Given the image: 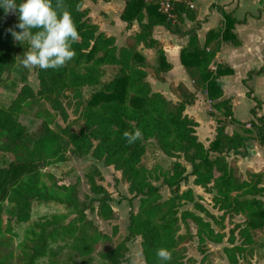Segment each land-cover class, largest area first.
<instances>
[{
    "label": "trees",
    "instance_id": "1",
    "mask_svg": "<svg viewBox=\"0 0 264 264\" xmlns=\"http://www.w3.org/2000/svg\"><path fill=\"white\" fill-rule=\"evenodd\" d=\"M52 2L56 7L57 0ZM59 3L62 10L71 13L80 39L72 44L75 55L65 66L56 70L36 69L39 85L36 92L27 83L29 69L20 65L24 50H28L27 43L23 46L13 39L9 31L12 28L5 19L7 13L0 8V88L10 75H15L20 83L13 97L0 96V156L5 160L0 166V264H122L127 247L126 240H113L117 228L112 227V235L100 232L87 217V211H94L93 204L86 205L79 200V180L62 184L55 177L56 171L61 178L69 175V154L83 156L90 152L105 165H112L128 183L129 191L139 197L137 211L128 216L127 239L140 237L145 264H160L156 256L159 248L171 252V259L165 264H191L193 259L186 257L185 247L190 236L179 233L180 223L187 226V220L197 226L201 246L205 238L215 241L222 238L202 216L180 210L186 202H191L196 210L222 226L195 201L191 188L181 189L188 177H192V184L213 194V206L222 211L221 217L244 215L240 231L246 238L251 230L264 229V206L257 198L264 190L262 173L248 170L250 179H243L235 161L228 160L229 152L236 154L244 148L247 138L239 133L230 136L224 133L226 122L242 129L245 125L233 117L230 100L221 98L223 82L220 78L233 71L225 64L213 62L222 42L238 43L232 31L235 23L232 16L221 11V25L218 30L206 33L204 47H199L195 29L189 30L188 43L180 50V62L193 86L205 93L210 108L220 116L215 117L214 111H208L215 120V135L205 147L196 136L197 122L184 113L185 106L194 102V95L181 85L177 86L183 94L178 102L153 92L146 81V63L138 47L143 43L155 50L157 74L167 70L169 65L158 42L151 37L150 29L162 25L173 33L179 32L178 24L183 16L193 19L191 7L178 3L172 22L154 5L142 0H125L121 19L127 24L136 19L140 31L127 39L125 47L117 48L114 38L99 32L97 25L91 22L82 0H59ZM15 14L18 16V12ZM212 63L214 70L210 68ZM110 67L115 68V74L104 81L105 70ZM261 72V69L249 72L248 79ZM87 87L96 90L79 107L80 129L75 132L69 126L61 128L50 109H59L57 98L65 92L81 97V90ZM250 93L248 88L247 95ZM24 108L34 110L40 119L32 132L19 121ZM249 125L251 129H243L244 133L255 130L264 146V117ZM136 128L141 130L142 136L128 144L123 133ZM149 140L155 142L165 157L176 159L169 169L158 171L169 190L166 198L162 197L161 187L152 183L159 179L154 169L141 163ZM180 158L188 163L189 171ZM84 177L95 196L96 214L103 220L112 219L114 212L109 205V194L97 183L101 178L97 167L86 166ZM34 201L60 204L66 212L33 218ZM4 203L5 213L23 224L18 243L14 241L12 228L3 227ZM239 248L234 245L224 250L231 253ZM200 251L205 257L211 255L204 247H200ZM208 264L214 263L208 261Z\"/></svg>",
    "mask_w": 264,
    "mask_h": 264
},
{
    "label": "crops",
    "instance_id": "2",
    "mask_svg": "<svg viewBox=\"0 0 264 264\" xmlns=\"http://www.w3.org/2000/svg\"><path fill=\"white\" fill-rule=\"evenodd\" d=\"M189 2L194 11L193 19L183 16L178 24L179 32L173 33L162 25H154L150 29L151 37L158 42L169 65L167 70L157 74L154 70L157 61L155 50L143 43L138 47L146 63V81L153 92H159L167 100L178 102L183 94L177 86L181 85L194 95V102L185 106L184 113L197 122V138L207 147L215 135V120L208 114L210 108L205 93L193 86L190 75L180 62V50L188 43L186 33L195 29L198 45L204 47L206 33L218 30L221 25V11L230 14L235 20L232 31L238 43L222 42L213 62L225 64L232 69V74L220 78L223 82L221 98L230 100L233 117L245 124L244 130L249 129V122H257L259 117H264V0ZM82 7L88 10L90 20L97 25L99 32L114 38L117 48L125 47L127 39L140 31V24L136 19L129 24L121 19L125 0H82ZM142 22H145V18ZM210 68L214 70L213 63ZM259 69L262 70L261 73L248 79L249 72ZM248 88L251 89L250 95H247ZM200 111L203 112L202 118ZM216 114L219 118V113ZM243 129L228 122L224 124L226 135L239 133L247 137L244 148L239 149L236 154L229 152L230 160L235 161L240 172H261L264 180V146L254 132L244 133Z\"/></svg>",
    "mask_w": 264,
    "mask_h": 264
},
{
    "label": "rangeland",
    "instance_id": "3",
    "mask_svg": "<svg viewBox=\"0 0 264 264\" xmlns=\"http://www.w3.org/2000/svg\"><path fill=\"white\" fill-rule=\"evenodd\" d=\"M6 21L9 26L16 31H20L15 28V25L19 22L18 16L15 11L10 10L6 14ZM26 43V42H25ZM28 47V45H27ZM115 74V68H106L103 80L107 81ZM27 83L36 92L39 88L38 80L36 76V69L29 68L27 75ZM20 83L15 75H10L6 78L4 86L0 88V96L13 97L19 90ZM96 90V88L87 87L81 90L82 96L77 97L73 93L65 92L57 98L59 109L50 111L54 113V121L61 128L69 126L71 130L78 132L82 125V120L79 118L81 103L87 102L90 95ZM49 108V104L46 103ZM210 108V106H209ZM214 111L215 117H217L216 111ZM200 117L202 118L203 112L200 111ZM207 116V115H206ZM19 121L26 127L29 132L34 131L39 123L40 119L34 114V110L24 108L19 115ZM249 128V127H248ZM251 129V127L249 128ZM257 139L256 131L253 130ZM197 136V135H196ZM69 145V144H68ZM69 147H71L69 145ZM69 154V153H68ZM70 157V172L67 177H59V171L55 172L57 181L62 184H70L79 180V192L78 197L81 202L88 205L93 204L94 211H87V217L93 221L98 230L107 235H112L113 228H117V233L112 237L114 241L126 240L125 245L127 247L126 254L122 261V264H145L144 258L140 247V237H132L127 239V224L128 216L131 212H136L139 204V197L131 193L128 189V183L121 177L120 171L115 170L112 165H105L102 160H97L89 152L83 156H77L69 154ZM231 155L228 154V160ZM174 158H168L158 150L155 142L149 140L146 142L145 154L142 157L141 163L148 169H154L155 175L159 177L157 180H152V183L161 187V194L163 198L169 196L168 188L163 184L162 178L158 171H164L169 169ZM189 171L188 163L183 159H179ZM5 163L4 157L0 156V166ZM95 165L101 174L100 180H97L104 190L109 194V205L114 212V217L110 220H103L96 214L97 204L94 203L95 196L90 192L89 186L84 177V171L86 166ZM46 169V168H45ZM65 170V168H63ZM48 171V170H47ZM239 171V169H238ZM243 179H250L247 175L248 172H240ZM16 176V175H15ZM181 189L191 188L194 194L195 201H199L206 210L216 217L218 223H222V226L217 224L210 217L200 213L193 206V203L186 202L180 210H190L194 214L202 216L204 220L210 222L213 230L222 235L220 241L211 240L205 238L204 246L200 245L197 236V226L191 220H187V226L180 223V234L188 233L190 238L185 244L186 257L193 259L191 264H208V261H212L214 264H264V229L251 230L249 238L244 236V233L240 230L244 226L245 217L243 214H233L231 218L227 215L221 217L222 211H218L212 203V193L205 192L202 188L192 184V177H188L187 181L181 184ZM257 198L262 202L264 206V190L257 195ZM6 203L3 204L2 223L3 227L9 225L12 228L14 241L18 243L21 238L23 224L17 222L14 218L5 213ZM55 212H66V208L60 204L54 202L34 201L31 207V216L37 218L43 215H48ZM203 234L204 231L202 232ZM188 236V237H189ZM240 247L239 250H235L231 253L224 250L225 247L232 248L233 246ZM200 247H204L211 253L208 257H205ZM234 254V255H233Z\"/></svg>",
    "mask_w": 264,
    "mask_h": 264
},
{
    "label": "clouds",
    "instance_id": "4",
    "mask_svg": "<svg viewBox=\"0 0 264 264\" xmlns=\"http://www.w3.org/2000/svg\"><path fill=\"white\" fill-rule=\"evenodd\" d=\"M0 8L5 13L10 10L18 12L19 22L15 28L20 31H9L15 41L28 45L20 60L23 68L56 70L73 59L72 44L80 37L71 13L61 9L59 0L56 7H53L52 0H19V3L17 0H0ZM123 136L128 144H133L141 138L142 132L136 128L132 132L125 131ZM156 256L160 264H165L171 259V252L159 248Z\"/></svg>",
    "mask_w": 264,
    "mask_h": 264
},
{
    "label": "built area",
    "instance_id": "5",
    "mask_svg": "<svg viewBox=\"0 0 264 264\" xmlns=\"http://www.w3.org/2000/svg\"><path fill=\"white\" fill-rule=\"evenodd\" d=\"M145 4H151L156 6L157 11L163 15L172 22L175 21V6L178 3L184 2L189 7H191V4L189 0H142Z\"/></svg>",
    "mask_w": 264,
    "mask_h": 264
}]
</instances>
